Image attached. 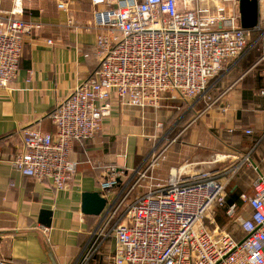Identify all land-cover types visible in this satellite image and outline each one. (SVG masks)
<instances>
[{
	"label": "built area",
	"instance_id": "1",
	"mask_svg": "<svg viewBox=\"0 0 264 264\" xmlns=\"http://www.w3.org/2000/svg\"><path fill=\"white\" fill-rule=\"evenodd\" d=\"M91 4L94 26L102 30L96 41L98 71L50 114L55 133L23 130L22 148L12 160L23 176L51 180L58 191L77 173L78 164L71 158L74 143L101 132L113 94L120 104L139 110L158 108L167 94L194 100L244 53L251 32L227 18L225 7L214 0ZM58 7L67 8L62 3ZM15 15L13 11L7 20L0 18V89H9L18 76L25 38L41 30L40 24ZM167 148L152 151L146 165L134 172L136 180L114 201L105 196L100 223L75 264H90L99 253L108 264H264V172L255 168L254 194L241 195L243 207L225 211L238 224V238L219 225L217 216L226 207L228 184L251 163L250 157L236 156L217 173L191 174L190 165L172 168L160 180L153 171L165 160ZM118 186L115 175L100 184L104 194ZM136 190L139 194L129 201ZM109 240L115 243L112 252L106 250Z\"/></svg>",
	"mask_w": 264,
	"mask_h": 264
},
{
	"label": "crops",
	"instance_id": "2",
	"mask_svg": "<svg viewBox=\"0 0 264 264\" xmlns=\"http://www.w3.org/2000/svg\"><path fill=\"white\" fill-rule=\"evenodd\" d=\"M214 1L241 26L237 0ZM61 3L67 8L59 9ZM94 10L91 0H0L2 20L16 11L14 17L41 25L25 38L16 80L9 89H0V264H75L101 217L82 214L83 194L102 192L100 184L113 175L119 186L103 196L111 202L121 189L128 190L134 172L147 163L146 152L159 148L157 139L163 144L160 127L166 136L171 131L176 136L153 171L157 179L166 180L172 168L184 164L195 172L217 173L231 166L234 157L249 156L251 163L229 184L231 191L252 196L255 168L264 172V0H259V26L249 30L246 50L220 72L206 94L182 103L167 94L158 108L145 110L122 105L113 94L101 132L74 143L71 158L78 164L77 173L64 190L15 169L12 160L22 148L23 130L55 133L50 114L100 67L96 41L102 30L94 26ZM203 104L207 108L201 110ZM174 113L181 115L170 124ZM218 153L229 159L215 160ZM43 210L52 212L49 228L40 222ZM237 231L235 236H240ZM105 246L112 252L115 243L109 240Z\"/></svg>",
	"mask_w": 264,
	"mask_h": 264
},
{
	"label": "water",
	"instance_id": "3",
	"mask_svg": "<svg viewBox=\"0 0 264 264\" xmlns=\"http://www.w3.org/2000/svg\"><path fill=\"white\" fill-rule=\"evenodd\" d=\"M239 2L241 28L254 30L259 26V0H237ZM107 205V199L102 192L84 193L82 196V214L100 216ZM40 222L45 227H51L52 212L43 210Z\"/></svg>",
	"mask_w": 264,
	"mask_h": 264
},
{
	"label": "rangeland",
	"instance_id": "4",
	"mask_svg": "<svg viewBox=\"0 0 264 264\" xmlns=\"http://www.w3.org/2000/svg\"><path fill=\"white\" fill-rule=\"evenodd\" d=\"M219 75V74H218ZM218 75L216 76V77H214L211 81H210V83H209V85H208V89L211 87L212 88V85L214 84V82H215V80L217 79V77H218ZM208 89H207V91H208ZM176 100L178 101V102H183L184 100L183 99H181V98H179V97H177L176 98ZM205 108H207L204 104L202 105V107H201V110L202 109H205ZM205 112V111H204ZM181 114H176V113H174L171 117H170V120H169V123L170 124H172L174 121H176L177 119H178V117L180 116ZM194 115V114H193ZM193 116H186L185 117V120H184V122H187V121H189L191 118H192ZM167 119V117H164V119L163 120H166ZM172 120V122H170ZM165 128H167V127H165ZM160 129H162V132L159 134L161 137H164V141H163V144L161 145L160 143H158L159 142V139H157V141H155V144H159L157 147H159L158 149L156 148V149H154V150H163V149H165L166 147L165 146H167V144L168 143H171L170 142V140L171 139H174L175 138V136H176V133H173V131H171L170 133H168V135L166 136L165 135V129H163V127H160ZM160 137V138H161ZM172 141V140H171ZM150 144L151 145H149L150 146V148L152 147V142H150ZM163 147H165V148H163ZM168 147V146H167ZM152 149V148H151ZM151 149H149L147 152H146V154H145V156H148V159H149V156L151 155V153H152V151H154V150H151ZM150 150H151V152H150ZM150 152V153H149ZM149 154V155H148ZM218 156H217V158L218 159H222V157H223V153H218L217 154ZM148 161V160H147ZM185 166L187 165H189V164H184ZM184 165H182V166H184ZM137 166H138V164H137ZM187 171H190L191 172V174H193L195 171L194 170H192L191 169V167H188V169H187ZM134 180H136V177L135 178H133L132 179V182L134 181ZM230 185V184H229ZM232 186H233V184H231L229 187H228V191L229 190H231L232 189ZM144 193V192H143ZM139 194V192L136 190V191H133L132 192V194H131V196L129 197V201H132L133 200V198H135L137 195ZM224 229H226V230H228V231H233V233L234 234H238V224L237 223H235V222H231V220H229L228 219V221H227V223H226V225L224 226ZM238 237V236H237Z\"/></svg>",
	"mask_w": 264,
	"mask_h": 264
},
{
	"label": "trees",
	"instance_id": "5",
	"mask_svg": "<svg viewBox=\"0 0 264 264\" xmlns=\"http://www.w3.org/2000/svg\"><path fill=\"white\" fill-rule=\"evenodd\" d=\"M231 190H229V191L227 190L228 195H227L225 209L221 210L220 214L217 216L218 223L222 228H224V226L226 225V223L229 219L225 213L226 209L230 206H233V205H235L238 210H240L242 208V202L240 201V196L242 193L239 190H234V191H231ZM240 237H241V235L238 236V238H240ZM99 261L103 262V259L100 255H97L94 257V259L91 263L92 264H98Z\"/></svg>",
	"mask_w": 264,
	"mask_h": 264
}]
</instances>
